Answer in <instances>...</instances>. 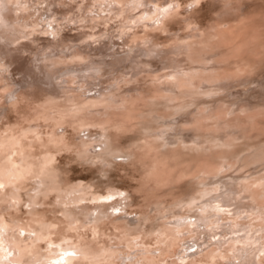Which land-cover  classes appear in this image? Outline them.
Listing matches in <instances>:
<instances>
[{"label": "clouds", "instance_id": "clouds-1", "mask_svg": "<svg viewBox=\"0 0 264 264\" xmlns=\"http://www.w3.org/2000/svg\"><path fill=\"white\" fill-rule=\"evenodd\" d=\"M0 264H264V0H0Z\"/></svg>", "mask_w": 264, "mask_h": 264}]
</instances>
